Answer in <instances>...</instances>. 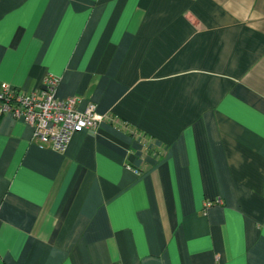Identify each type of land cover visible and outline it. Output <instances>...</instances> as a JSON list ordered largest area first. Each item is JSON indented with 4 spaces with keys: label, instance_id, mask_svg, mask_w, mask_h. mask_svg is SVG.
<instances>
[{
    "label": "crops",
    "instance_id": "0c3cea01",
    "mask_svg": "<svg viewBox=\"0 0 264 264\" xmlns=\"http://www.w3.org/2000/svg\"><path fill=\"white\" fill-rule=\"evenodd\" d=\"M46 73L106 118L0 116V264H264V0H0V82Z\"/></svg>",
    "mask_w": 264,
    "mask_h": 264
},
{
    "label": "built area",
    "instance_id": "2783aa9c",
    "mask_svg": "<svg viewBox=\"0 0 264 264\" xmlns=\"http://www.w3.org/2000/svg\"><path fill=\"white\" fill-rule=\"evenodd\" d=\"M59 82L60 77L52 73H46L41 86L31 91L0 82V116L29 125L39 147L63 151L73 134L85 129L97 131L106 115L97 112L92 101L80 110L78 96L57 97ZM211 204L205 202V206Z\"/></svg>",
    "mask_w": 264,
    "mask_h": 264
}]
</instances>
